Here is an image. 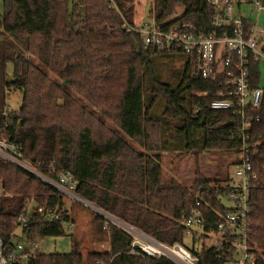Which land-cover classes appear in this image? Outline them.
<instances>
[{
	"label": "trees",
	"instance_id": "trees-1",
	"mask_svg": "<svg viewBox=\"0 0 264 264\" xmlns=\"http://www.w3.org/2000/svg\"><path fill=\"white\" fill-rule=\"evenodd\" d=\"M3 1L0 136L8 135L21 144L24 158L42 173L57 177L60 172H71L80 197L160 241L186 243L182 221L194 208V194L201 188L206 203L199 208L205 215V228H217L220 215L216 210L220 214L228 210L221 200L228 190V168L223 178L201 176L188 187L165 174L160 152L227 153L241 145L236 136L237 115L232 110L210 107L222 80L193 76L189 64L179 84L159 81L156 65L170 58L172 52L148 45L142 33L124 25L125 19L141 23L148 13L142 10L144 0H115L118 7L112 0ZM177 4L186 5L184 19L205 32L213 30L214 9L207 0H155L158 19ZM9 64L13 67L11 77ZM252 71L257 84V63ZM11 91L23 95L17 112L8 105ZM75 92L96 110L101 111L103 105L114 106L117 129H107L105 136L99 137L91 125L97 114L79 104L73 97ZM162 99L165 103L158 108ZM262 110L263 120L253 132L256 139H264V107ZM154 125L159 135L151 142ZM129 140L155 152L141 151ZM260 157L264 162V148ZM0 166L9 168L10 164ZM0 174L9 178L18 172L0 170ZM28 177L26 191V187L10 186L9 191L18 188L21 193L0 195V235L8 246L17 235L14 220L27 208L30 198L59 209L65 205L55 188L36 176ZM262 177L250 194L252 240L264 250V173ZM71 214L65 211L62 219L53 222L38 216L27 230L29 240L40 243L45 236L65 234V221H75ZM95 219L110 242L108 250H91L86 256L80 243L68 253L42 254L38 250L34 264H176L143 252L130 254L132 237L102 214L97 213ZM256 252L257 263L264 264V254ZM220 253L217 247L203 245L201 264H225V257H218Z\"/></svg>",
	"mask_w": 264,
	"mask_h": 264
},
{
	"label": "built area",
	"instance_id": "built-area-1",
	"mask_svg": "<svg viewBox=\"0 0 264 264\" xmlns=\"http://www.w3.org/2000/svg\"><path fill=\"white\" fill-rule=\"evenodd\" d=\"M74 1L79 3L80 0ZM253 2L256 11L264 10V0H207L214 9L211 32H205L194 22L184 19L187 14L184 4H177L162 19L156 16L155 3L138 25L125 19L124 25L142 33L148 45L156 46L160 51L169 50L171 56L185 55V67L191 65L193 76L222 80V87L210 107L232 110L237 115L239 127L236 136L241 141L238 148L227 151L229 180L224 195L234 199L235 206L223 214L216 210L220 215L217 228L206 229L205 215L199 208L206 203L205 193L202 188L198 189L194 194L195 206L182 221L187 236H192L190 245L187 241H160L102 210L106 214L105 218L132 237L130 254L143 252L152 258H167L176 264H201L199 253L204 245L220 249L218 257H225V264H258L256 251H259V247L252 240L253 206L250 190L261 184L264 173V162L260 157L264 139H256L253 133L263 120L264 84L260 67L264 62V27L258 24V20L249 18L243 10L244 4ZM112 4L118 7L115 0H112ZM256 63L260 72L257 84L252 71ZM203 94L200 92V95ZM22 148L8 135L0 136V162L10 164L11 170H23L28 176H36L51 185L63 195L65 205L62 209L39 203L32 207V202L36 200L35 197L30 198L27 208L14 220L17 227L24 230V238L16 235L8 246L0 235V264H34L40 243L31 242L27 230L35 225L37 217L44 216L53 222L62 219L65 211L71 214V207L66 200H77L83 204L88 202L76 193L77 181L71 172H60L57 177L46 175L24 158ZM20 193L18 188L13 191L0 188V195ZM64 224L65 230L71 232L75 221L71 219ZM15 238L18 241L13 244ZM194 238L202 239L201 248H196L197 240Z\"/></svg>",
	"mask_w": 264,
	"mask_h": 264
},
{
	"label": "rangeland",
	"instance_id": "rangeland-1",
	"mask_svg": "<svg viewBox=\"0 0 264 264\" xmlns=\"http://www.w3.org/2000/svg\"><path fill=\"white\" fill-rule=\"evenodd\" d=\"M155 0H144L142 10L147 12L154 5ZM4 10V1L0 0V14ZM243 10L249 18L258 20V24L264 27V10L256 11L255 3H246L243 5ZM143 18L142 15H139ZM186 57L183 54H175L168 59L159 60L156 65V71L160 82L168 83L171 85H177L180 83L183 71L185 68ZM260 70L262 72V83L264 84V62L261 64ZM8 74L10 77L13 74L12 64H9ZM51 76L55 77L53 73ZM66 83L63 81V84ZM73 90V88H72ZM22 93L20 91H11L8 96V105L11 111L19 110L22 102ZM75 100L85 105V109L89 112H94L97 117L91 119V125L94 130L99 132V137L105 136L107 129H117L115 114L116 110L114 106H104L100 110H96L88 100L81 97L76 92L73 94ZM161 98V97H160ZM165 101L159 103L158 108H161ZM77 107H74V111ZM107 111L109 114H105ZM17 112V111H16ZM149 123L147 126H150ZM97 128V129H96ZM151 142H155L158 138L159 131L154 125V129L151 131ZM139 150H144L148 153L155 151H147L135 140H129ZM162 165L165 174L174 176L184 186H191L201 176H208L210 178H223L224 171H226L228 155L225 151H208L201 153H194L190 151H161ZM226 169V170H225ZM1 171L8 172L9 168H0ZM17 172V171H16ZM20 175V179L17 176ZM18 175H11L9 178H5L0 174V188L17 186L19 189H24L27 183L29 184L28 174L23 170H18ZM21 180V178H23ZM25 188V191L27 190ZM222 202L228 208L235 206V200L224 195L221 197ZM85 202V201H84ZM66 203L72 210V217L75 219V225L71 232L66 231L65 234L59 236H45L40 239L39 252L42 254H50L55 252L68 253L74 248V244L80 243L84 254L87 256L89 251H101L104 252L110 248V242L105 234L100 229V223L97 221L96 214H100V210L87 202L86 204L77 200H66ZM37 202H32V207H36ZM114 216V215H113ZM116 217V216H114ZM112 222V221H111ZM16 234L24 238L25 232L21 227H17ZM187 243L190 245L192 242V236L186 237ZM208 243V241H206ZM203 245L202 239L196 241V248L199 249ZM259 254H264L263 248H259ZM264 256V255H263Z\"/></svg>",
	"mask_w": 264,
	"mask_h": 264
},
{
	"label": "water",
	"instance_id": "water-1",
	"mask_svg": "<svg viewBox=\"0 0 264 264\" xmlns=\"http://www.w3.org/2000/svg\"><path fill=\"white\" fill-rule=\"evenodd\" d=\"M92 205H93V204H92ZM95 207L101 211L100 214H102L103 216L106 215V214L102 211V209L98 208L97 206H95ZM17 241H18V238H15V240L13 241V244H16Z\"/></svg>",
	"mask_w": 264,
	"mask_h": 264
},
{
	"label": "crops",
	"instance_id": "crops-1",
	"mask_svg": "<svg viewBox=\"0 0 264 264\" xmlns=\"http://www.w3.org/2000/svg\"><path fill=\"white\" fill-rule=\"evenodd\" d=\"M29 179V178H28ZM27 185H28V183H27Z\"/></svg>",
	"mask_w": 264,
	"mask_h": 264
}]
</instances>
